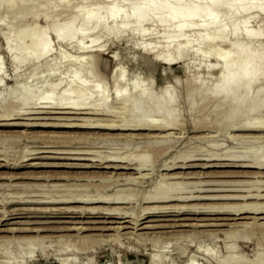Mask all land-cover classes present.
<instances>
[{
  "label": "bare ground",
  "instance_id": "obj_1",
  "mask_svg": "<svg viewBox=\"0 0 264 264\" xmlns=\"http://www.w3.org/2000/svg\"><path fill=\"white\" fill-rule=\"evenodd\" d=\"M60 1L65 3L71 2L70 0ZM129 1L131 0H82L81 4L75 9V15L72 18L71 16L70 18H65L63 16L64 13L56 9V0H46V2L44 0H34V4L29 11L24 10L25 0H0V9L6 3H9L6 7L15 6V10L12 11L11 20L6 24H2L0 21V37H2L4 41L6 40L5 42L7 43L5 44L9 48L7 55L14 65V84L12 86L10 85L11 87H6L4 85L6 79L4 60L0 57V127L37 126L64 128L69 129V131L85 130L84 132H74V134L69 133V135L66 134L64 136L63 133L66 132L63 131L61 136L55 134L53 137L51 136L52 138H50L49 135L50 140L45 143L53 144V153H57L56 155H64L62 157H55L56 155L54 157H45L46 159L53 158L69 161H84L85 163L56 162L50 164L30 163L28 165H22V162L34 159L31 157V159H26L27 156H24L22 157L23 160L20 159L22 162L14 164L15 167L53 166L72 169H96L97 171L84 174H89L87 175V179H90L89 181L92 180L91 178L99 177L98 179H100L99 184L93 185L95 182H91V185H89L90 183L87 185L91 189L82 187L80 190L79 188L81 186L78 188V185H76L78 189H74L71 185H64V187L61 186L62 184L60 186L58 184L53 185V188L51 187L53 189V195L51 194V197L54 196L53 201L35 200L34 203H31L52 205L53 207H50V209L46 208L47 211H39L49 214L53 211V216L69 215L72 218H78V221H53L45 223L18 222L15 224H42V226L19 229L0 228V233L7 232L13 235L17 232L35 234V236H19L20 238L1 236L0 244H14L16 241H21L19 243L25 242L31 245L39 241H46L49 238H53V241H59V243L72 246L73 249L75 248L78 251H86L96 247L98 243H104L107 239L104 241L100 238H106L107 236H109L108 238H112V240L110 239L112 244H118V242L124 238L127 239L130 244L133 243L138 246H146L150 242L153 246H157L162 239L168 241L174 240L173 242L182 245L183 243H181V241L187 240L190 242L191 248H194L193 242H197L195 246L196 253L218 264H246L245 257H243L245 260L243 258L241 259L240 256L235 257L232 254L224 258L219 257L218 251L215 248L216 245H204V242L219 238V234H223L225 236L224 239L229 240L232 238L236 239L238 236L244 238L259 236V245L264 248V243L262 244L261 242L264 241V222H261L264 221V204L250 202V204L234 203L232 206L229 205L231 204L230 202L233 201L243 202L247 200H256L259 202L260 200H264V194L258 192L255 195H250L249 193V196H216L207 194L212 190L208 191L205 189L204 191V188L199 184L186 183V180L199 179V177L207 176L208 174L216 175L218 172H206V170L228 167L243 169L241 170L242 172L238 171V174L240 176L242 175V177L252 176L254 179H264V172L262 171L264 170V153L259 156H250V159L252 158L250 162H246L247 159L236 161L234 159H229V157L228 159H222V157L220 159L217 153L209 155V157H206V155L205 158L200 159H198V157L196 159L191 158V155L186 152L184 156L182 155V158L180 157L181 155L178 156L179 153L173 154L176 144L173 145L174 142H172V138L169 136L173 134H168L167 132L178 130V127L176 128V121L179 123L181 116L179 113V107L181 106L179 105L181 98V96H179V89L181 87L180 80L175 79L170 85L162 87L161 89H156L150 78H131L129 77L127 69L118 63L112 73L114 84V88H112L114 89L112 90L114 92L113 94L106 81L99 73L98 66L100 63L98 64L95 54H104L107 50L106 46L111 39L131 42L133 39L137 38V42L135 41V46L137 48L144 53L150 54L154 60L160 61L166 65H171L175 61H183L194 55V59L200 60L201 63L198 65L195 74L191 72V74L193 73L194 75H187L185 83L184 79L182 80L183 86L185 84L184 88L186 87L185 91L182 92L185 93L184 101L188 103L187 105L192 117V131L205 132L207 130L213 131L216 128L215 130L217 131L219 129V132H217L221 135L227 134L229 130L243 133H255L246 135V140H250L251 142L253 138L262 140L264 139V133L262 135L256 133L264 132V123L261 122V120L264 121V18H262L264 17V0H190L189 4H185L187 0H136V3L129 9H123V6L129 3ZM43 3L49 6L48 12L44 16L45 24L40 26L38 23H33L31 25L30 40H28L26 44L16 47V39L25 33L23 30H18L19 27H22V20L29 15L37 18L38 8L43 6ZM57 5H59V3ZM223 8H228L230 10V18L224 19L220 16V11ZM2 15L3 12L0 11V17ZM240 16L244 19H239ZM258 17H261L262 21L261 23L259 21L260 25L258 24L253 27V25H251V22H253L252 19L258 20ZM164 29L168 30L165 32ZM153 35L157 36L156 39L162 36L167 37V40L162 39L163 41L166 40L163 50L160 51V48L158 49V46L160 47V41H154V39H152V41L148 40L149 36L152 37ZM51 37L55 39L57 44L69 45L70 48L75 49V51L72 52L70 50V52H68L66 50L55 54V43L52 49L50 43ZM102 38H106V40L101 42ZM156 50H159L160 53L156 54ZM114 54L115 56L113 58L119 60V53L114 51ZM207 62L210 63L207 64ZM22 65H29L30 70L26 73H21L19 69ZM216 66H219L218 72L211 74ZM189 69L190 67H181L183 73L188 74ZM201 70H203V72ZM206 98L210 99L208 100L210 103H205L207 105L204 106V100ZM8 99L11 100V102L7 104L6 101ZM111 99L124 100L127 102L126 107H130V110L132 109L133 112L128 118L129 120L124 119V122L116 124L114 121L106 123L100 119L92 120V118L88 119L81 117L82 115L105 116L106 113H113V109L110 108ZM246 100L248 101L247 103H249V105L245 106L247 111L254 109V106H256L255 109H258V115L256 113L258 117L252 116V114L251 117H255V120L258 118L257 120L260 122L257 120L256 123H252L251 120L247 121L246 119H248V116L240 119L236 118L235 114L243 110V107L237 105ZM22 102L26 104L38 103L46 107H40L36 111H33L34 113H32V115L37 116L36 118L33 117L34 119H32L31 117V119H29L27 117L28 120L34 121L18 123V121H13L14 119L12 118L15 109L18 110L17 107L21 108L19 104ZM197 103L198 106H196ZM233 105H236L234 109H230L229 107ZM99 107L104 113L96 110L99 109ZM2 109H5V111L3 112ZM148 113L161 114L160 118L162 121L159 120L161 122H156L150 117H145L144 115ZM134 114H141L140 119L134 121L132 117ZM63 115L70 116V119L65 116L64 118L58 117ZM249 119L251 118L249 117ZM183 124L187 126L188 123L185 124L184 122ZM144 130L166 132L168 134L169 137L166 134V136L160 135L159 137L155 135L153 136L156 137L155 139L151 137L154 142L152 141L153 143L150 142V144L144 146L146 149H143L144 151L141 149V145L138 146L140 151L145 152V154L146 152L153 154V159H155L153 160V164L155 165L153 171L156 173L160 170L165 171L166 173L158 175L166 179L165 181L170 180V182H166V186L164 187L157 185L152 188L154 191L152 190V192L149 191L148 193L142 194V192L140 193L136 190L137 188L135 189V187H133V189L128 186L136 183V185H138L140 183L139 180L141 178L144 179V177L148 175L147 173V175L142 174L146 171V167L148 166L147 161H141L136 157L133 158V155L128 156V153H121L123 156H118V154L116 155L113 153V156L105 157L104 155L102 156L101 154L90 151L91 148L88 147H95L98 144L106 146L108 144L115 145V142L125 143L128 139L132 140V138L136 139L138 137L137 134V137L128 134V136L125 134L113 136L105 134L110 133L106 131ZM167 137L168 139L171 138V144H169V140L166 139ZM141 138L150 139L149 134L148 137L145 135V137L141 136L140 139ZM243 138H240L239 141L242 139L241 141L243 142ZM248 141L245 142L249 143ZM47 146L48 145L45 147L46 149L51 148L50 146L52 145L49 147ZM124 146H126V144ZM138 146H136V148H138ZM41 150L39 151L40 153ZM175 151L176 150H174V152ZM192 152L193 151H191V153ZM193 153L192 157L194 156ZM165 156H169L172 162H169V158H166L168 161H161ZM235 156H237V154H235ZM199 161H202V164H199ZM160 164L162 166L157 167V165L160 166ZM197 168L204 169V171H190V169ZM250 169H257L261 172H252ZM59 175L54 174L52 176L53 180H58L60 182L62 180L67 181L68 178H71L58 177ZM135 175L138 176L134 177ZM84 176L77 175L74 178L75 180L78 179V181L79 179L85 180L86 178H83ZM113 176H118V182L121 180L120 182H124L123 186L126 187L118 189L116 186L120 182L116 185L114 183L115 181H113L115 180ZM206 182L208 183V181ZM255 182H257V180ZM260 183L262 184L263 182ZM112 184L115 185L117 189L114 188L116 191L109 194L105 190L111 188ZM222 184L220 183V185ZM241 184L236 185L239 186ZM244 184L246 185V183ZM188 185L194 186L196 189L197 186H199L203 188V191L197 189L199 196H193V194L190 196H183L184 194L182 195L181 191L190 188ZM204 185H206V183ZM233 185L235 186V184ZM92 186L95 187L93 188ZM260 189L261 188H259V191H261ZM192 191L196 193L194 190ZM233 191L236 190L233 189ZM233 191L230 190L229 192ZM243 191L238 190V192ZM248 192L250 191L248 190ZM55 194H57V197ZM51 197L47 196L45 199L50 200ZM218 201L222 203L219 204V206L215 205ZM210 202L215 204L213 205ZM11 204L21 205L27 203L17 201ZM133 204H136V206H133ZM123 205L131 206L128 207ZM143 205L146 207L142 208ZM15 209L16 208L10 213L11 215L9 214L10 216L22 214L21 212L25 210L24 208ZM5 212L7 213L8 211ZM92 218L104 220L99 221L95 219L90 221ZM86 219L87 221H85ZM6 220L7 218L5 220L1 218L0 222L2 221V223L0 226L3 225ZM210 220L233 222L228 224L223 222V224L219 222V224H209L208 221ZM239 220L245 221L236 222ZM192 221H196V223H192ZM52 223V227L45 225ZM215 226L228 227L229 229H225L223 232H220L223 229H219V232L213 230H198V228H210ZM187 227L193 230L189 231L188 229H184ZM155 230L161 231L157 232ZM72 231H76L77 234L70 235ZM109 231L115 232L114 237L113 235L112 237L111 235H103L105 232ZM52 232L53 236L49 238V235H41L42 233L46 234ZM84 232H99L101 235L89 234L82 237L81 235L84 234ZM56 233L60 234L56 235ZM241 237H238L240 241ZM107 242L109 241L107 240ZM256 242H258V240ZM169 244L170 243L166 246L170 247ZM181 245H178V256L175 257V259L168 260V255L166 257L164 255H153L151 263L175 264L176 260L180 262L179 260L181 258H186L189 254V246L185 244ZM32 246H34V244ZM262 251L264 252V250ZM262 251L256 254L257 257L251 264H264V261L261 260L263 255ZM194 256L193 254V257ZM202 256H200V258ZM15 257L17 259L24 258L23 252L16 254ZM193 257L191 255V258ZM195 257H197V255ZM193 259L195 260L196 258ZM193 259H188L192 261L189 264H197ZM242 260L243 262L245 261V263H243ZM203 261L205 260L203 259ZM205 262L207 263L209 261L206 260ZM63 264H68V261L65 260Z\"/></svg>",
  "mask_w": 264,
  "mask_h": 264
},
{
  "label": "rangeland",
  "instance_id": "obj_2",
  "mask_svg": "<svg viewBox=\"0 0 264 264\" xmlns=\"http://www.w3.org/2000/svg\"><path fill=\"white\" fill-rule=\"evenodd\" d=\"M44 1L46 2V0H44ZM70 1L72 2V4H71V2L65 3V2H62L60 0H56V9L59 12H63L64 13L63 16L65 18H70V16L72 18L75 15L76 7L78 5H80L82 2V0H70ZM58 3H59V5H57ZM135 3H136V0H131V1H129V3H127L123 6V9H129ZM189 3H190V0H187L185 4H189ZM8 4L9 3L4 4L3 7L0 9V11L3 12V15L0 17V21L2 24H6L11 20L12 11L15 10V6L6 7ZM33 4H34V0H25L24 10L29 11L32 8L31 6H33ZM42 5L43 6L38 8L39 9L38 11L36 10L37 14H38L37 18H34L32 15H29L22 20V22H23V23H21L22 27H19L18 30H23L25 33L16 39V44H15L16 47H19L22 44H26L28 42V40H30L31 30H32L31 25L33 23H38L40 26L45 24L44 23L45 22L44 16H45V14H47L49 6L45 5L44 3ZM220 16L224 19L230 18L231 17L230 10L228 8H223L220 11ZM262 18H264V17H262ZM239 19H244V18L242 16H240ZM252 21L253 22H251V25H253V27H255L258 24L260 25L262 20H261V17H258V20L252 19ZM259 21H260V23H259ZM164 30L166 32L168 29H164ZM153 36L152 37L149 36L148 40L152 41V39H154V41H156V40H158V42L160 41V43H159L160 47L158 46V49L160 48L159 49L160 51L163 50L164 46H165L164 44H166L165 41L167 40V37L162 36L161 38L156 39L157 36L156 35H153ZM162 39H166V40L163 41ZM105 40H106V38H102L101 42H104ZM5 41H4V39H2V37H0V57L4 60L5 73H6V79L4 81V85L6 87H8V86H10V85L12 86L14 84V78H13L14 77V75H13L14 74V71H13L14 65H13V62L10 60V57L7 55L9 48H8V46H6L5 43H7V42H5ZM135 41L137 42V38L133 39L131 42H127L126 40H118V39L112 40L111 39L110 42H108V44L106 46L107 50L105 51L104 54L103 53L95 54V56L97 57L98 64L100 63L98 66L99 67V73H100L101 77L106 81L111 92H113L112 90H114V89H112V88H114L112 73H113V70L115 69V67L118 63L127 69L129 77H131V78H134V79H136V77L150 78L154 88H156V89L157 88L161 89L162 87L170 85L171 82L174 81L175 79L180 80V86L181 87L179 89L180 90L179 96H181V98H180L179 105H181V106L179 107V113L182 117L180 116V119H179L180 121L178 120L179 123L176 121V123H177L176 128L178 127V130H172V131L167 132L168 134L169 133L173 134L172 136L171 135H169V136L172 138V142H174L173 145L176 144L174 146V150H176V151L174 152V150H173V154L179 153L178 156L181 155L180 157L182 158L186 152L187 154L191 155V158L196 159L198 157V159H200V158H205L206 155H207L206 157H209V155L217 153V155L220 159H221V157H222V159H225V158L228 159V157H229V159H234L236 161L247 159L246 162H250V160H252V158L250 159V156L251 157H254L257 155L259 156V155L264 153V139L261 138L262 140H260V139L257 140L256 138H253L252 142L250 140L249 141L246 140L247 139V137H245L246 135L255 134V133H243V132H236V131H230L229 130L227 132V134L221 135L218 133L219 129L217 130L218 132L215 130L216 128L213 131H208V130L205 132L204 131H202V132L192 131V125H191V123H192L191 118L192 117H191V114L189 112V107L187 105L188 103H186L184 101L185 93H182V92L185 91L186 87L184 88L185 84L183 86L182 80L184 79V83H185V81H186L185 78H187V75H192L193 73L191 74V72H194V74H195L197 71L196 69H197L198 65L201 63V61L198 59H194V55H192L190 58H187L183 61H175L171 65H166L160 61L154 60L150 54L144 53L139 48H137L135 46ZM50 43H51L52 49H53V44L55 43V45H54V53L55 54H57L61 51H66V50L68 52H70V50L72 52L75 51V49L70 48L69 45H67L68 46L67 47L65 44H62V45L57 44L53 37H51ZM161 45H162V47H161ZM159 50H156L155 53L159 54L160 53ZM114 51L119 53V60H116L113 58L115 56ZM209 63L210 62H207V64H209ZM181 67H190L188 74L183 73L181 70ZM29 70H30L29 65H22L19 69V71L21 73H26ZM218 70H219V66H216L212 70L211 74L217 73ZM201 71L203 72V70H201ZM12 78H13V80H12ZM113 94H114V92H113ZM208 100H210V99L206 98L204 100V106L210 103V101H208ZM10 102H11V100H9V99L6 101L7 104ZM110 102H111L110 108L113 109V113H110V114L106 113L105 116L104 115L103 116H101V115L100 116L82 115L81 117L88 118V119L92 118V120H96V119L99 120L100 119L106 123H110V122L114 121L116 124H120V123L124 122L125 120H129L128 118L131 116V114L133 112H132V109L130 110V107L129 108L126 107V103H127L126 101L111 99ZM247 102L248 101L246 100V101L240 103L239 105H237V106L243 107V110L242 111L240 110L239 112H237L235 114V116H236V118H239V119L248 116V119H246L247 121L251 120L252 123H256V120L258 118H256V120H255V117H258V116H256V113L258 115V109H255L256 106H254L255 107L254 109H250L249 111H247V109L245 107L246 105H249V103H247ZM205 103H207V104H205ZM25 104L26 103L22 102L21 104H19L21 106V108L17 107L18 110L15 109V113H14V116L12 118V119H14L13 121H18V123H27L28 121H34V120H28V118L31 119V117H32V119H34L37 117L35 115H32V113H34L33 111H36L40 107H46V106H44L42 104H38V103L37 104H35V103L34 104H26V105ZM200 105H201V103H200ZM196 106H198V103ZM234 106H236V105H233L229 108L234 109ZM180 109H182V110H180ZM96 110H99V112H101V113L103 112L100 107H99V109H96ZM2 111L4 112L5 109H2ZM29 111H31V112H29ZM17 112H20V113H17ZM251 114H252V116H255V117L252 118ZM140 115L141 114H134L132 116L133 120L137 121L138 119H140V117H141ZM64 116L66 118L70 119V116H67V115L58 116V117L64 118ZM144 116L150 117L151 119H154L156 122L162 121L160 118L161 114H159V113H153V114L148 113V114H145ZM249 117L251 119H249ZM74 118H77V117H74ZM159 120H161V121H159ZM189 121H190V123H189ZM180 122H181V124H180ZM184 122H185V124L188 123L187 126L186 125L184 126V124H183ZM258 122H260V121H258ZM261 122L264 123L263 120H261ZM0 131L2 134V135L0 134L1 135L0 136V159H1L0 160V165H1L0 166V219L2 218L3 220H5L7 218V220L4 221L5 223L3 225H1L0 228L6 227V228H18L19 229V228H30V227H34V226L35 227L42 226V224H38V225L37 224H33V225L32 224H28V225H26V224H15L18 222H22V223L23 222L24 223L44 222L45 223V222H53V221H63V222L64 221H78L79 220L78 218H72L69 215L53 216V214H52L53 211L51 212V214L42 213V211H47V209H50V207H53L52 205H46V204L38 205V204H31V203L32 202L34 203L35 200L36 201H53L54 196L51 197V194L53 195V189H52L53 185L58 184L60 186L62 184L61 185L62 187H64V185H71L74 187V189H78L81 186L79 188L81 190L82 187H88L87 185L89 183H90L89 185H91L93 182H95V183H93V185L99 184L100 183V179H98L99 177L91 178L93 181L92 180L89 181L90 179H87L88 178L87 175H89V174H86V175L84 174V173H90V172L97 171L96 169H80V168H73L72 169V168H62V167H53V166H42V167H29V166L28 167H26V166L20 167V166H18V167H15L14 164L22 162V160H23L22 157H24V156H27L26 159H31V158H34V159H31L27 162H22V165H28L30 163H49L50 164V163H56V162L57 163L58 162H61V163H67V162L68 163H85L84 161H69V160H63V159H53V158H50V159L47 158L46 159L45 158V157H54L57 154V153H53V144H51V143L45 144L55 134H58L61 136L62 135L61 133H63V131H64V132H66V133H63V136H64L66 134L69 135V133L74 134V132L75 133L76 132H84L85 130L80 129V130H72V131L70 130L69 131V129H64V128L60 129V128H53V127L11 126V127H0ZM106 132H110V133H105V134H110L113 136H118L119 134L120 135L121 134H123V135L128 134L131 136H134V135L136 136V134H137V136H138V137L136 136L137 137L136 139L132 138V140H130V139L126 140L127 142H125V143H121V142L116 143L115 142L114 143L115 145H109L108 144L106 146V145L98 144L97 146L94 145L95 147H93V146L88 147L87 146L88 148H91L90 151L97 153V154H101L102 156L104 155L105 157L106 156H113L114 154H116V155L118 154V156H123L122 155L123 153L124 154L128 153L129 154L128 156L133 155L132 156L133 158L136 157L137 159H139L141 161H145V162L147 161L148 166L146 167V171H144L145 173L143 172L142 174L143 175L148 174V175L145 176L144 179L141 178L139 180L140 183L138 182L139 183L138 185H140V184L141 185L138 186V185H136L137 184L136 183L133 185H129L128 187H131V188L135 187V189L137 188L136 189L137 191H139L140 193L142 192V194H144V193H148L149 191L152 192V190L154 191V189H152V188L156 187L157 185L164 187V186H166V182H168V183L170 182V180L165 181L166 179H163L159 176V175L166 173L165 171L160 170L157 173L153 171L154 167H155V165L153 164L154 163L153 160H155V159H153V156H152L153 154L150 152H146V154H145V152H143L144 150H146L144 146H146L147 144H150V142L151 143L154 142L153 139H155L156 137H153V136L158 135V137H159L160 135L164 136L165 134L168 136V134L166 132L163 133V132H158V131L156 132V131H145V130L144 131H106ZM263 133L264 132L256 133V134L262 135ZM148 134H149L150 139L153 138L152 140H150V139L148 140V138H145V139L141 138L140 139L141 136L145 137V135H147V137H148ZM49 135H50V138H49ZM58 135H56V136H58ZM242 135L244 138L242 137ZM239 136H241V137H239ZM168 137L166 139H168ZM171 138L168 139L169 144H171V141H170ZM240 138H243L244 143L241 141L242 139L239 141ZM159 140H162V139H159ZM244 140L248 141L249 143L245 142ZM145 142H146V144H145ZM125 144H126V146H124ZM135 144H137V145H135ZM46 145H48L47 147H49L50 145H52V146H50L51 148L46 149L45 148ZM134 145H135V147H134ZM138 145H141V147H142L141 149L142 150L144 149V150L140 151V148ZM136 146H138V148H136ZM175 147H176V149H175ZM40 150H41V153L39 152ZM191 151L194 152V153L192 152L194 155L193 157H192ZM182 152H184V153H182ZM105 154H108V155H105ZM149 154H151V155H149ZM235 154H237V156H235ZM242 154L244 155L245 159L243 158ZM62 156H64V155L58 154L55 157H62ZM42 157H43V159H42ZM166 158L168 159L169 156H165V158H163L161 161L164 162V161L169 160V162H172L171 161L172 159L170 160V158H169L167 160ZM20 159H22V160L20 161ZM180 161H182V160H180ZM198 163L202 164V161L201 162L199 161ZM49 164H47V165H49ZM161 166H162L161 164H160V166L157 165V167H161ZM241 170H243V169L232 168V167L211 168V169L206 170V172L216 171L218 173L216 175L215 174H208L211 177L208 175L207 176H201L198 174L199 176H201V177H199L200 180L199 179H191V180L188 179V180H186V183H194V184L196 183L197 185L199 184L204 189L199 187V186H197V189H199V190L203 189L204 191H205V189H207L208 191L212 190V191H210V193H207V194L216 195V196H219V195L249 196V193H250V195L251 194L255 195L258 192H260L261 194H264V179L263 178H260V179L255 178L254 179L252 176L251 177L250 176L242 177V175L240 176L238 174V171L240 172ZM101 171H104V170H101ZM176 171H179V170H176ZM190 171L203 172L204 169L197 168V169H190ZM250 171L261 172L257 169H250ZM262 171L264 172V170H262ZM104 172H106V171H104ZM230 172H231V174H230ZM59 173H60V175H59ZM54 174H58L59 175L58 177H71V178H68L67 181L62 180L59 182L58 180H53L52 176ZM234 174H235V176H234ZM77 175H83V176L85 175L83 178H86L87 181H86V179L85 180L79 179V181H78V179L75 180L74 177ZM214 175H215V177H214ZM136 176H138V175H135L134 177H136ZM24 177H27V178H24ZM33 177H34V179H33ZM38 177H41L42 179L38 178ZM113 177L115 179L113 181H115L114 183L117 185L121 180L118 182V180H117L118 176L117 177L113 176ZM37 179H39V180H37ZM97 179H98V181H97ZM144 180H145V182H144ZM256 180H257V182H255ZM206 181H208L209 184ZM258 181H259V183L260 182H263V183L262 184L260 183L261 184L260 185L258 183ZM233 182H235V183H233ZM120 183H119L120 185L118 184L116 186L118 189L126 187V186H123L124 182H120ZM205 183L207 186L204 185ZM220 183L221 184L223 183V184L220 185ZM241 183H243V184L246 183V185L245 184L243 185ZM201 184H203L204 186ZM228 184H230V185H228ZM233 184H235V186ZM236 184H241V185L238 186ZM41 185H44V186H41ZM76 185H78V188ZM134 185H136V186H134ZM223 185H225V186H223ZM188 186H190V185H188ZM240 186H242V187H240ZM92 187L94 188L95 186H92ZM116 187H115V185L112 184V187L108 188L111 191H109L108 189H106L105 191L108 192L109 194H112L114 191H116L115 190V189H117ZM88 188H90V187H88ZM259 188H261L260 189L261 191H259ZM195 189L196 188H194V186H190V188H188L187 190L181 191V194L182 195L184 194L183 196H190L192 194H193V196H197L199 194V192L197 189L196 190ZM233 189L236 190L237 192L233 191ZM192 190H194V192H196V193H193ZM214 190H216V191H214ZM230 190H232L233 192H229ZM238 190H241L243 192H238ZM248 190L250 192H248ZM132 191H134V190H132ZM220 191H222V192H220ZM47 194H49V195H47ZM47 196L48 197L50 196L52 199L50 198V200H46L45 198ZM55 196L57 197V194H55ZM17 201L23 202V203L26 202L27 204H21V205L11 204L12 202L14 203ZM252 201L251 200L250 201L249 200L243 201L244 203L242 201H233V202H230L231 204H229V205L232 206V205H234V203L250 204V202L251 203L257 202L258 204H262V203L264 204V200H260L259 202L256 200L253 202ZM210 203L213 205L215 204L212 202H210ZM219 204H222V203H219V201H218L215 205L219 206ZM3 206H5V207H3ZM123 206H128V205H123ZM129 206H131V205H129ZM133 206H136V204L135 205L133 204ZM143 207H146V206L143 205L142 208ZM14 208H16L17 210H18V208L19 209L24 208L25 210H23L21 212L22 214L12 215L13 216L12 217V216H10L11 215L10 213L12 211H14L13 210ZM139 208H141V207H139ZM37 209H38V211L39 210H42V211L38 212ZM5 211H8V212L6 213ZM3 213L5 214V216ZM6 215H7V217H6ZM53 217H60V218H53ZM95 219L99 220V221L104 220V219H99V218H92L90 221L95 220ZM85 221H87V219ZM243 221H245V220H239L236 222H243ZM218 222L220 224H223V223L228 224V223H232L233 221H231V222L230 221L229 222H227V221L223 222V221H215V220L214 221L213 220L208 221L209 224H212V223L217 224ZM261 222H264V221H261ZM1 223H2V221L0 222V224ZM6 223H10V224H6ZM192 223H196V221H192ZM45 225L52 227L53 223L49 224V225L48 224H45ZM64 225H66V224H64ZM184 229H186V230L188 229L189 231L193 230L192 228H189V227L184 228ZM214 229H216V230H214ZM219 229L220 230L223 229V230L220 231ZM225 229H229V228L228 227H217V226L210 227V228H198L199 231H201V230H213V231H218V232L219 231L223 232V231H225ZM155 231L159 232L161 230H155ZM58 234H60V233H56V235H58ZM71 234L76 235L77 233H76V231H72V232H70V235ZM89 234H100L101 235V233H99V232H84V234H82L81 236L83 237L84 235L86 236ZM14 235H15V237H14ZM14 235L12 233H7V232L0 233V237L1 236H9V237L13 236V238H18L19 236L20 237L21 236L22 237L23 236H35L34 233L32 234V233H21V232L14 233ZM41 235L42 236H44V235L48 236L49 235L48 236V238H49V237L53 236V232L52 233H46V234L42 233ZM103 235H111V237L113 235V237H114L115 232L109 231V232H105V234H103ZM223 236H224L223 234H219L218 235L219 238H216L214 240H207L204 242V245H209V246L216 245L215 248L218 251L219 257H221V258H224V257L232 254L235 257L240 256L241 259L243 257H245L246 262H247L246 264H251L252 261L255 260V258L257 257L256 254L259 251L261 252L262 250H264V248H262L263 246L259 245V241H260L258 239L259 236H255V237H251V238H244V237L238 236V237H241V241H240V238H238V237H236V239L232 238L229 240V239H224L225 236L224 237ZM108 237L109 236H107L106 238L105 237L104 238L98 237L104 241L107 239L109 242H107V240H106L104 243L103 242L101 244L98 243L96 245V247H93L91 250H86V251H78L75 248L73 249L72 246H68L66 244L59 243V241H55V240L53 241V238H49L47 240L45 239L46 241H39V242H44V243H39V242L33 243L34 246H32L33 244H31V245L26 244L25 242L19 243L21 241H16L15 242L16 245H15V243L14 244L13 243L4 244V245L0 244V264H63V262L65 260L68 261V264H152L151 258L153 257V255H156V256L164 255L165 257L168 255L167 256V257H169V258H167L168 260L175 259V257L178 256V254H177L178 245H181V244H177L176 242H173L174 240L168 241V240H166V239L164 240L162 238L161 239L163 241L160 240V243L157 246H153V244H151V242L149 244H147L146 246H138L137 244H133V243L130 244L129 241L127 239H124V238H122V240L119 241L118 244H112V242H111L112 238H108ZM10 238H12V237H10ZM49 240H51V241H49ZM257 240H258V242H256ZM99 242H100V240H99ZM206 242H208V243H206ZM223 242H224V244H223ZM261 242H262V244L264 243V241H261ZM168 243H170L169 244L170 247L166 246V245H168ZM181 243L189 246V249H188L189 254L187 255L186 258H183V259L181 258L179 260L180 262H178L176 260L175 264H182V263L183 264H189L192 261L188 260V259H193V258H196L195 260L193 259V261H196L197 264H218L217 262H215L213 260L206 259L204 256L196 253V251H195V248H196L195 246L197 245L196 241L193 242L194 248L190 247V242L187 240H183V241H181ZM163 245H165V246H163ZM228 245H229V247H228ZM159 250H161V251H159ZM22 252H23L24 258H22V259L20 258L21 260L17 259L16 258L17 256L15 257V255L18 253H22ZM157 253H158V255H157ZM193 254L195 256L197 255V257H195V256L193 257ZM191 255L193 258H191ZM200 256H202L203 258L202 257L200 258ZM203 259L205 261L207 260L209 262L206 263L205 261H203ZM261 260L264 261V252H263ZM242 262H243V260H242ZM243 263H245V261ZM163 264H166V263H163Z\"/></svg>",
  "mask_w": 264,
  "mask_h": 264
}]
</instances>
